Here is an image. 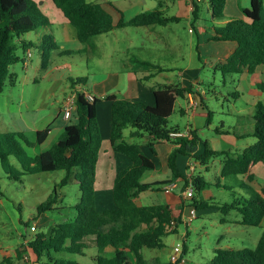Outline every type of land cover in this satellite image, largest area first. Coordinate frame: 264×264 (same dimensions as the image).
Here are the masks:
<instances>
[{
  "label": "trees",
  "instance_id": "16d2710c",
  "mask_svg": "<svg viewBox=\"0 0 264 264\" xmlns=\"http://www.w3.org/2000/svg\"><path fill=\"white\" fill-rule=\"evenodd\" d=\"M52 2L75 28L77 39L81 43H88L94 37L110 33L117 28L167 26L179 20L176 17H166L163 12L155 10L143 12L125 21L122 13L108 2L106 6L111 7L120 16L119 22L115 24L113 16L102 4L90 3L87 0ZM226 4L227 0H209L211 22H220L225 18ZM193 6V27H196L202 17L203 5L193 0ZM49 26V18L42 14L34 0H0V94L8 81L12 84L15 82L10 67L20 61L18 48L21 47L27 52L36 47L33 42L23 40L24 36ZM210 29L208 41L236 44V48L215 68L224 77L244 72L254 74L259 67H264V0H252L250 7L242 11V18L232 19L221 27L214 26ZM194 31L197 29L194 28ZM39 49L42 69L47 70L51 65L52 53L58 51L59 46L52 35H45ZM69 55V51L61 53V56ZM143 64L153 66L146 62ZM259 88L264 92L263 84L259 85ZM152 92L155 97L154 106L140 101L118 99L115 96L107 97L112 108L110 145L114 153L123 154L132 161V165L118 173L115 178L112 209L99 211L95 198L97 166L103 144L98 119L100 100L89 102L82 92H78L73 118L75 122L65 129L61 139L48 152L29 156L24 145L41 147L50 134L49 128L38 131L34 143H30L24 133L0 132V163L11 179L20 180L22 176L10 162L11 157H14L27 174L64 171L65 176L58 187L63 188L74 183L79 186L81 193L80 202L74 206L73 220H63L56 224L49 234L37 235L30 242L36 264H81L66 259V256H85L86 250L92 247L97 251L93 258L95 264H148L143 251L163 249V238L169 234L166 231L167 226L171 225L172 221L179 224L181 219L173 216L168 205L141 206L137 200L148 191L163 190L176 182L181 183L185 191L189 180L179 168L178 161L182 156L196 158L202 166L207 167L215 158L223 156L221 178L243 176L245 180L241 188L249 192L247 198H236L233 203L226 204L225 213L238 211L242 215L240 225L261 227L264 222V189L256 190L251 184L256 180L255 174L252 173L253 167L264 164V105H256L255 113L251 117L253 131L244 136H253L257 142L241 152L232 154L213 150L208 142L198 136L197 131L191 133V138L171 137V133L181 131L179 127H169L176 102L188 95L198 94L193 86L165 85L153 89ZM212 114L213 112H209V117ZM210 125L211 119L208 118L207 126ZM126 129H131L128 137L124 133ZM216 133L229 135L231 132L224 130L222 126L216 128ZM145 136L150 138L148 147L154 157L158 155L156 144L169 142L176 146L168 158L171 173L169 180L154 184L144 182L156 171L155 162L146 155L139 143H130L127 139L139 140ZM200 143L203 145L201 153ZM192 180L195 192L201 193L210 187L201 174H197ZM217 186L223 187L220 179L217 180ZM195 192L192 200L195 198ZM57 197L56 187L55 195L38 207L39 215L53 210ZM183 202L185 204L186 201ZM193 203L194 209L197 210L206 207L194 201ZM131 256L135 257V263ZM210 264H264V233L255 249H217Z\"/></svg>",
  "mask_w": 264,
  "mask_h": 264
},
{
  "label": "rangeland",
  "instance_id": "374dc122",
  "mask_svg": "<svg viewBox=\"0 0 264 264\" xmlns=\"http://www.w3.org/2000/svg\"><path fill=\"white\" fill-rule=\"evenodd\" d=\"M34 1L42 14L49 18L50 23L52 21L56 23V25L53 24L54 26L40 28L25 36L27 40L36 43V47L31 51L35 66L39 64V47L42 42L38 36L43 37L52 35V33L60 38L65 36L62 32L63 26L55 15L57 12L62 16V13L52 0H47L44 4H42L44 0ZM87 1L96 4L107 2L114 4L122 11L126 21L131 20L141 12L150 10L161 11L166 17L177 18L179 5L183 7L192 5L191 19L194 12L193 0ZM197 1L200 2L201 6L203 5V13L201 20L195 25L196 27L192 28L189 20L185 17H181L180 21H174L166 27L158 26L159 30H162L166 35L163 37L169 42L158 44L153 42L155 38H152V47L146 50L150 60L149 64L166 68L168 72L164 75L170 76L176 83H179L180 80L179 70L185 71L187 78L197 77L199 79L196 87L201 90L197 91L199 94L196 96L200 98L201 95H204L205 107L200 109L199 121L192 122L193 127L198 128L199 137L208 142L214 150H230L232 153H236L238 149H245L255 144L257 139L249 136L232 143L228 137L217 134L216 128L223 126L224 130H229L232 133L234 130L246 131V136L248 132L252 133L253 122L251 117L255 113V107L258 103L264 105V92L258 88L259 85H264V76L254 74L226 75L224 77L220 71L215 70L217 62L212 55L220 54L221 49L218 46L222 47L225 44L213 43L207 38L211 35L210 28L221 27L225 21L230 22L232 19L242 18V11L250 7L251 0H227L225 18L215 23L210 21L209 0ZM113 15L117 20V15ZM194 28L197 31L192 33L191 30ZM131 30L134 29L118 30L108 37H94L90 42L99 46L98 49L61 58L55 64L54 69L46 74V77L45 72L40 71L37 85L31 83L32 85L24 86L21 84L22 78L26 74L33 76L36 72L33 67H30L28 72L25 70L24 62L31 59L19 47L17 54L20 61L10 67L15 82L12 84L8 81L3 93L0 94V132L22 133L20 129L24 122L32 129L41 127L46 123L49 125L50 121H54L51 114L58 107L57 101L65 97L64 92L69 91L71 86L75 87L73 90L82 86L84 82L80 81L83 77L89 75V80H98L102 71L111 70L114 72L117 70L120 72L121 69L119 68L125 60L123 48H126L128 44L125 36L127 32L128 34L132 33ZM172 42H176L175 45H172ZM165 45L168 46L166 49L164 48ZM100 53L106 54V56H99ZM100 57L102 61L97 64ZM100 66H104L103 69ZM162 83H166V80L160 76L154 82H146L145 85L159 89ZM193 101L196 102L195 99ZM185 104L184 99L178 100L175 112L170 118L169 127H179L181 131L186 130L190 122L189 118L180 113L181 107H185ZM209 112H213L211 117H209ZM208 118L211 119L210 126H207ZM36 121L39 123L38 126L33 124ZM73 122L75 121L72 120L70 123ZM24 134L30 143L36 142L35 132H25ZM53 138L55 135L50 140ZM58 139L56 141H59ZM24 147L29 156H35L41 151V147L37 146L27 147L24 145ZM51 149L52 145L49 146V143H46L42 151L48 152ZM196 161L199 162V160ZM223 161L224 157L220 156L211 162L209 170L199 169L210 187L204 192L198 193L195 192L193 186L195 198L185 202L187 207H191L185 209L184 215L187 216L190 209L195 208L193 201L205 205V209H195L197 215L189 221V224L184 218L174 231L168 232L169 234L163 238L165 244L163 249H145L143 255L148 264H170L169 254L173 253L174 248H180L183 253L186 251L184 255L185 264H210L217 249L256 248L264 233V227L242 226L240 225L242 215L238 211L232 210L228 213L224 211L226 204L233 203L236 198H247L249 192L241 188V184L245 180L243 176L221 178ZM10 162L22 176L20 180L11 179L0 163V264H36L30 249V242L37 235L49 234L55 225L63 220L72 219L74 206L80 202L81 193L79 186L74 183L63 188L58 187L65 176L64 171L27 174L16 158L11 157ZM199 170L189 171L190 177L187 179L191 181L200 173ZM218 179L221 180L223 187L217 186ZM150 181L151 178L145 180L147 183ZM256 182L251 184L256 190L261 187L264 188L263 183H260L259 186ZM178 184V192L181 194L184 190L182 184ZM56 187L58 197L52 207L53 210L39 215L38 207L55 195ZM161 191V189H155L144 193L148 195L142 198V202L146 205L166 203V195ZM146 196H150V199H146ZM183 201L182 197L176 200V205L181 208L180 213H182ZM176 231L181 238H177L174 233ZM96 255L97 251L92 247L86 250L85 256L67 255L66 259L81 264H95L93 258ZM131 257L135 263V257Z\"/></svg>",
  "mask_w": 264,
  "mask_h": 264
},
{
  "label": "crops",
  "instance_id": "0c3cea01",
  "mask_svg": "<svg viewBox=\"0 0 264 264\" xmlns=\"http://www.w3.org/2000/svg\"><path fill=\"white\" fill-rule=\"evenodd\" d=\"M46 1L47 0H44L42 2V4H44ZM101 4L104 5L105 9L113 16L115 24H117L119 22V19H120V16L118 15V13L115 12V10H113L111 7L106 6V3L105 4L101 3ZM113 6L119 12L122 13V11H120L114 4H113ZM191 7H192L191 4L188 6H185V7H183L182 5H179L178 10H177L178 11L177 18H179V21H180L181 17L187 18L189 20L190 24L192 25L191 27L193 28V24H192L193 18L191 19V13L192 12H190L192 10ZM59 11L62 13L61 15L63 17L60 16L59 14H57V12H55V15L58 18L61 25L63 26L62 32H63L65 37L61 36V38H60L58 35L52 33V36L55 38V41L59 46V50L54 51L52 53L51 65L47 70L42 69L41 52H40L39 64H37L35 66H34V62L32 61V52H31L32 49H29L26 52V55L28 54L31 60L24 62L25 63V65H24L25 70L28 72L30 67H33L35 69L36 73L33 76H31L30 74H26L22 78L21 84L24 86L32 85L31 83H33L34 85H37V83H39L40 71H44L45 77H46V74L50 73L54 69L55 64L61 58L67 57V56H61L62 52L69 51V52H71V54H76V53L79 54V53H85V52H92L95 49H98V47H99V46H95L92 42H90L91 40L88 43L79 42V40L77 39V32H76L75 28L69 23V21L66 19L63 12L60 9H59ZM153 11H155V10H153ZM147 12H152V10L147 11ZM141 13H143V12H141ZM141 13H139V14H141ZM113 14L117 15V18H118L117 20L115 19V16ZM179 14H180V16H179ZM122 15H123V13H122ZM123 20H125L124 16H123ZM52 22H51V26H54L53 24L56 25L55 22H53V23ZM176 22H178V21H176ZM227 22L228 21H225L222 24H226ZM160 27H166V26H160ZM128 28H133L134 30H131L132 33H130V34H128V32H127V35L125 36L126 37L125 40H127L128 44H127L126 48H123V50H125L123 52L125 60L122 64V66L119 68V69H121L120 72H117V70H115L114 72H112L111 70L102 71L100 73L101 77L98 80H96V79L89 80V78H90L89 75L87 77H83L80 81L82 83L84 82V84L82 86L76 87L75 90H73L75 87L71 86L70 87L71 89H69V91L64 92L65 97H63L61 100L57 101L58 107L51 114V117L54 118V121L53 120L50 121L51 123L49 125H48V123H46L41 127H36L35 129H32L28 124H26V122H24L21 129H20L21 130L20 132H22V133L35 132L36 136H37L38 131H43V130H46L49 128L51 130L50 134L47 137L46 141L41 146L40 152H44V151H42V148L46 145V143H49V146L52 145V147H53L58 142V141H56L57 138H59L58 140H60L61 137L63 136L64 132H65V129L69 125L72 124L69 121H66L63 118V114H62L63 103L65 101L66 96H68L69 94H71L74 91H80V92L83 91V92H88V93L94 95L98 100L101 101V103L98 106V119H99V123L101 126L103 144H102V151L100 153V158H99V162H98V166H97V176H96V184H95V186H96V193H95L96 194L95 195L96 206H97V209L99 211L114 208V201H113L112 193H113V186H114L115 178L118 175V173H120L122 170H124L126 168H129L132 165V161L127 156H125L123 154L114 153V151L110 145L111 130H112V114H111L112 108H111V103L107 101V97L108 96H115L118 99H128L131 101H140V102H143L147 105L154 106L155 105V97L153 95L152 90L155 88L154 87H148L145 85V83L146 82H154V80L160 76H162L166 80V83H162L161 87H163L165 85H181L183 87L193 86V88L195 89L196 92L201 90L200 88L196 87L197 83L199 82L198 81L199 79H197V77H188L187 78L186 72L183 70H179L180 80H179V83H176L175 81H173L170 78V76L164 75V74H166V72H168V70L166 68H164L163 66L155 65L152 63L151 64L153 66L143 64V62L150 63L149 62L150 61L149 56L147 55L146 50L147 49L149 50L152 47V45H151L152 44V38H155V40L153 42H156L158 44H160V43L164 44V42H166V43L169 42L168 40L166 41V39L163 37V35L164 36H166V35L162 30H159L160 28L158 26L117 28L110 33L100 35L97 37H103V36L108 37V35H112V34L116 33L118 30H126ZM191 32L193 33L194 29L191 30ZM27 35H30V33ZM25 36H24L23 40L31 41V40H27ZM38 37L42 41V36H38ZM114 37H116V36H114ZM208 38H207V40H208ZM147 40H148V42H146ZM31 42H33L36 45V43L34 41H31ZM175 43L176 42H172V45H175ZM102 44H103V41H102ZM221 44H225V45H222V47L218 46L221 49L220 54L214 55V56L212 55V57L215 58L217 65L231 50L236 48L235 43H221ZM167 47H168L167 45L164 46L165 49ZM100 55L106 56V54H102V53H100L99 56ZM69 56H71V55H69ZM100 61H102L101 57H100V60L97 64H99ZM103 67L104 66H100V68H102V69H103ZM158 68H160V69H158ZM151 71H153V72L150 73ZM254 74L264 76V67H259ZM254 74H249L248 72H244L243 74H240V75H254ZM258 88H259V86H258ZM194 95H195V97H194ZM196 95L197 94H191V95H188L184 99L186 104H185V107H181L180 113L189 118L190 122L188 123L186 130L187 129L190 130L191 133L193 131H197V134H198V128L193 127L192 122L199 121L198 115L200 114V109L205 107V104L203 103L205 97H204V95H202V97L200 96V98H199ZM194 99L196 102L193 101ZM177 102H176V104H177ZM33 124L35 126H38L39 123L36 121ZM239 126H241V125H239ZM130 132H131V129H126L124 131L125 136L126 137L130 136ZM245 133H246V131L234 130L233 133L231 132L229 135L226 134V135H221V136L222 137H228L230 142L235 143V141H239L241 139H246V137H244ZM53 135H55V138L50 140V138H52ZM198 136H199V134H198ZM149 140H150V138L148 136H145L139 140L130 139V138L127 139V141H129L130 143H139L142 146V149L146 153V155H148L155 162L156 171L147 177V178H151V181L148 182V184L161 183V182L167 181L171 178V173H170V170L168 167V158H169L170 154L174 151L176 146L172 143H169V142H161L159 144H156L155 148H156L158 155L156 157H154L152 155L149 147H148ZM48 141H50V142H48ZM53 142H56V143H53ZM202 150H203V145H202V143H200L199 153H201ZM243 150L244 149H238V150H236V153L241 152ZM215 151H217V150H215ZM219 152H231V151L226 150V151H219ZM236 153H232V154H236ZM178 164H179L180 171L182 172V174L186 178L190 177L189 171L193 172L195 170H199V169H203V168H205L206 170H207V168H210V166H208V167L202 166V165L199 166L200 163L197 162L193 157H183L182 156L179 158ZM259 167H263V168H259ZM221 170H222V168H221ZM200 171L201 170H199V172ZM252 173L255 174V176H256L255 182L257 181L256 182L257 185L260 186L261 185L260 183L264 184V164L263 163H260V164H257L256 166H254L252 169ZM199 174L202 175L201 172ZM258 174H261V175H258ZM176 183L178 184V182H176ZM178 189H179V184H178V188L175 189L174 192H166L163 189L161 192L165 193L167 202L166 203H160V204L170 206V208L173 212V216L177 219L179 218V216H182V218H180L181 222H182V220L184 218L187 219L189 216V213L187 214V216H186V214L184 215L185 209H188L189 207H187L183 203L184 205L182 206V213H180L181 208L178 205H176V200H179V198L182 197V192L180 194L178 192ZM263 189L264 188L261 187L258 190H263ZM145 195H148V194H142L141 197L138 198L139 203H141V204H139L138 200H137V203L141 206L146 205L145 203L142 202V198ZM145 198L149 200L150 196H146ZM148 200H147V202H148ZM150 205H158V204H150ZM176 206H178V207H176ZM261 227H264V222L261 225ZM175 234L177 235V238H181V236H179L177 231ZM170 255L171 254H169V259H170ZM184 255H185V251H184Z\"/></svg>",
  "mask_w": 264,
  "mask_h": 264
},
{
  "label": "built area",
  "instance_id": "2783aa9c",
  "mask_svg": "<svg viewBox=\"0 0 264 264\" xmlns=\"http://www.w3.org/2000/svg\"><path fill=\"white\" fill-rule=\"evenodd\" d=\"M201 1V0H199ZM80 91H74L71 94H69L64 103H63V108H62V114L63 118L66 121L71 122L74 118V114L76 111V100H77V94ZM86 100L89 102H93L95 99H97L94 95L88 93V92H83ZM194 105V104H193ZM191 136L190 130H185V131H180V132H173L171 133L172 138H183V137H189ZM178 188L177 183L170 184L165 187L166 192H174L175 189ZM194 196V189H193V181H189V186L188 188L182 192V198L184 201H188L189 199H192ZM197 213L196 210L193 208L190 209L189 211V216L187 218V223L189 224V221L193 220L196 217ZM178 225L177 221H172L171 225L167 226L166 231L171 233L172 231L175 230L176 226ZM170 262L172 264H185L186 260L184 258V253L180 248H174L173 253L170 255Z\"/></svg>",
  "mask_w": 264,
  "mask_h": 264
}]
</instances>
